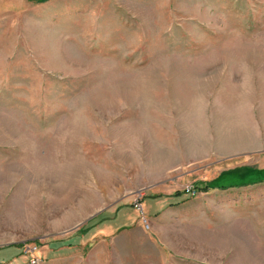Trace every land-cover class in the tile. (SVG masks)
Here are the masks:
<instances>
[{"label":"rangeland","instance_id":"374dc122","mask_svg":"<svg viewBox=\"0 0 264 264\" xmlns=\"http://www.w3.org/2000/svg\"><path fill=\"white\" fill-rule=\"evenodd\" d=\"M262 103L264 0H0V264H264Z\"/></svg>","mask_w":264,"mask_h":264},{"label":"crops","instance_id":"0c3cea01","mask_svg":"<svg viewBox=\"0 0 264 264\" xmlns=\"http://www.w3.org/2000/svg\"><path fill=\"white\" fill-rule=\"evenodd\" d=\"M260 108H262V110L264 109V103H262V106H260ZM257 151H264V148H262V149H259V150H257ZM258 154H259V152H258ZM247 159H249V158H247ZM251 159H256L257 161H258V163L257 164H260V163H264V160H262L260 157L259 158H255V157H253V158H251ZM260 166H263V165H260ZM259 167L257 166V168H253V171L252 172H255L254 174H256V175H259V173L260 174H263L264 175V169H258ZM255 170V171H254ZM261 170H263V171H261ZM245 173H246V171H245ZM247 175V174H246Z\"/></svg>","mask_w":264,"mask_h":264},{"label":"trees","instance_id":"16d2710c","mask_svg":"<svg viewBox=\"0 0 264 264\" xmlns=\"http://www.w3.org/2000/svg\"><path fill=\"white\" fill-rule=\"evenodd\" d=\"M202 191L210 190V188H207L206 186L200 188Z\"/></svg>","mask_w":264,"mask_h":264}]
</instances>
